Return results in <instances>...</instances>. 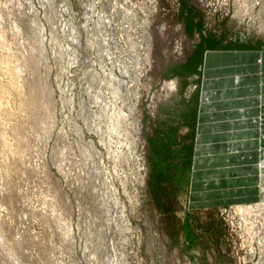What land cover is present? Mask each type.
I'll use <instances>...</instances> for the list:
<instances>
[{"label":"rangeland","instance_id":"374dc122","mask_svg":"<svg viewBox=\"0 0 264 264\" xmlns=\"http://www.w3.org/2000/svg\"><path fill=\"white\" fill-rule=\"evenodd\" d=\"M30 1L0 0V264H120L121 233L124 264H264L263 172L255 201L182 200L198 138L260 145L264 0Z\"/></svg>","mask_w":264,"mask_h":264},{"label":"crops","instance_id":"0c3cea01","mask_svg":"<svg viewBox=\"0 0 264 264\" xmlns=\"http://www.w3.org/2000/svg\"><path fill=\"white\" fill-rule=\"evenodd\" d=\"M249 56V55H248ZM247 62V63H246ZM246 64L244 67L246 69H252V66L257 63L255 60V56H249L246 59ZM264 68V66H263ZM254 72V69H252V72L249 74H244V81L239 85L240 88L248 86L249 84L254 83V80H249V77L251 76V79H256L255 82L258 83L255 84V90L260 95L264 97V72L260 71L259 77L256 76L253 77L252 73ZM250 82V83H249ZM244 83V85H243ZM239 88V89H240ZM255 92V91H254ZM249 96V97H248ZM242 97V96H240ZM252 96L247 95L244 97L248 102H250L249 98ZM257 96H255V99ZM255 99L252 103H254V107L256 108L255 113H257V110L259 109V112L261 115L264 114V100L262 101V98L259 97V101L255 102ZM240 100V99H239ZM243 100V99H241ZM258 103V104H257ZM262 105L261 109L258 105ZM240 111L246 109V107L239 106ZM247 110V109H246ZM243 112V111H242ZM242 115V113L238 112L237 115ZM245 114V113H244ZM250 116V115H248ZM263 118V116H262ZM246 119V118H245ZM241 119V118H227L226 126H231V124L239 123V127H241L243 124L245 125L244 133L240 134V136H237V138H243L244 136H250L251 132H247V128L249 126V121ZM256 121V120H255ZM223 124V123H222ZM256 124V123H255ZM219 125L221 126L220 122ZM222 127L227 130V128ZM230 130V129H229ZM227 130V131H229ZM243 130V129H242ZM241 131V130H240ZM256 133L255 135H252V139L254 141H260V145H237L236 152H232L230 149H226V143L223 142L222 139L219 137H212V143L207 148H204L202 140L203 138H198L197 142V149L195 151V160H194V173L193 176V187L197 186V189L195 188V191L197 192H191L187 191L182 197L183 201L188 208H199V207H213L216 205H223L226 203H230L232 199H235L236 197H231V194L234 195L238 192H240L241 196H238V200L235 203L240 202H250L255 201L258 198L257 197L254 200H248V198H252L253 189L259 188L260 183V172L264 173V168H261L259 170V162L263 161L261 154L264 151L262 148V136L264 134V127H261L260 129H255ZM229 133L224 134L225 137H228ZM258 135V136H257ZM221 137H224L221 135ZM247 138V137H246ZM229 139V137H228ZM256 144V143H255ZM259 146V147H257ZM259 148V149H258ZM237 156V160L235 159ZM234 157V158H232ZM215 163L214 166L211 168L210 163ZM237 162V164H236ZM208 163V164H207ZM222 163V164H221ZM221 165V167H219ZM223 172V174L226 176L225 178L220 174ZM238 172V176H236ZM257 175V176H256ZM235 191H231L234 190ZM194 190V189H193ZM250 190V192L248 191ZM253 191V192H252ZM191 195V196H190ZM235 196V195H234Z\"/></svg>","mask_w":264,"mask_h":264},{"label":"bare ground","instance_id":"6f19581e","mask_svg":"<svg viewBox=\"0 0 264 264\" xmlns=\"http://www.w3.org/2000/svg\"><path fill=\"white\" fill-rule=\"evenodd\" d=\"M30 1V0H29ZM32 7H33V9H34V11H36L35 9V6H34V4L33 3H31V1H30V3H29ZM262 61V59L260 60V62ZM259 66H261L260 65V63H259ZM119 80V79H118ZM107 103V102H106ZM261 168H264L263 166H261ZM262 170V169H261ZM141 178V177H140ZM139 178V179H140ZM109 190L107 189V191H105V193H106V195L108 196V199H111V201L113 200V198H112V196H111V191H109ZM110 201V202H111ZM115 201V200H114ZM115 203H116V201H115ZM114 206V203H112V204H110V205H108V207H107V210H108V215H107V217L104 219V225H103V230H104V232H106V236H104V234H103V239H105L103 242V245L104 246H106L107 248L108 247H112V245H110V243H109V241H107V240H109V239H112L113 240V238H109V237H111L112 235H114V231H115V228L117 227V226H123V230H124V227L125 226H127L128 225V222H126V221H124L125 219H124V211H123V208L124 207H122V210H120L119 211V213H117L116 215H115V210H113V206ZM238 208H239V206H238ZM124 219V220H123ZM123 236H122V233H121V239H120V242L121 243H116V246H117V248H118V250H117V256H118V258H119V256H120V258H121V260H122V263L124 264V261H125V257H126V253H122L121 252V247H122V245H123V243H124V241H125V237L124 238H122ZM109 238V239H108ZM123 242V243H122ZM102 245V246H103ZM121 253V254H120ZM107 256L109 257V264L110 263H112V261H113V256H111L110 255V253H107ZM122 263H120V264H122Z\"/></svg>","mask_w":264,"mask_h":264}]
</instances>
